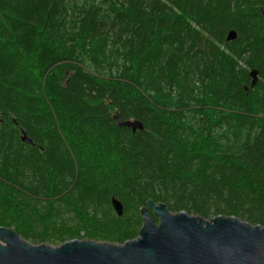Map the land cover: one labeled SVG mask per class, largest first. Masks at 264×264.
Returning a JSON list of instances; mask_svg holds the SVG:
<instances>
[{"label": "trees", "instance_id": "16d2710c", "mask_svg": "<svg viewBox=\"0 0 264 264\" xmlns=\"http://www.w3.org/2000/svg\"><path fill=\"white\" fill-rule=\"evenodd\" d=\"M262 5L0 0V226L121 244L150 198L264 226Z\"/></svg>", "mask_w": 264, "mask_h": 264}, {"label": "water", "instance_id": "95a60500", "mask_svg": "<svg viewBox=\"0 0 264 264\" xmlns=\"http://www.w3.org/2000/svg\"><path fill=\"white\" fill-rule=\"evenodd\" d=\"M264 15V5L259 7ZM236 36L230 30L226 39ZM253 86L256 73L251 71ZM117 124L142 130L137 119ZM21 140H33L21 130ZM111 205L122 216L123 205L115 197ZM138 235L121 244L73 238L58 245L34 244L14 229L0 226V264H264V226L234 215L204 218L185 211L171 212L152 198L140 207ZM156 216L155 221L151 215Z\"/></svg>", "mask_w": 264, "mask_h": 264}, {"label": "rangeland", "instance_id": "374dc122", "mask_svg": "<svg viewBox=\"0 0 264 264\" xmlns=\"http://www.w3.org/2000/svg\"><path fill=\"white\" fill-rule=\"evenodd\" d=\"M30 242V241H29ZM111 243V242H110ZM114 243V242H113ZM118 244V243H117Z\"/></svg>", "mask_w": 264, "mask_h": 264}]
</instances>
